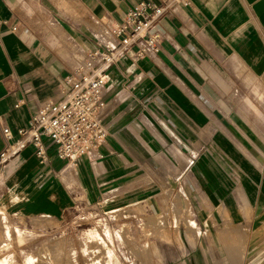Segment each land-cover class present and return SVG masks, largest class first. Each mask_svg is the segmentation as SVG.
I'll use <instances>...</instances> for the list:
<instances>
[{
	"label": "crops",
	"instance_id": "obj_1",
	"mask_svg": "<svg viewBox=\"0 0 264 264\" xmlns=\"http://www.w3.org/2000/svg\"><path fill=\"white\" fill-rule=\"evenodd\" d=\"M141 1L0 0V155L43 105L61 99L89 52L114 43V26ZM190 1L161 23L158 54L132 51L108 71V135L96 154L65 168L49 144L41 166L25 146L0 169L21 215L56 220L78 199L132 196L157 152L174 184L184 183L179 194L200 230L231 221L250 240L264 238V0Z\"/></svg>",
	"mask_w": 264,
	"mask_h": 264
},
{
	"label": "rangeland",
	"instance_id": "obj_2",
	"mask_svg": "<svg viewBox=\"0 0 264 264\" xmlns=\"http://www.w3.org/2000/svg\"><path fill=\"white\" fill-rule=\"evenodd\" d=\"M151 161L144 189L138 180L132 196L89 205L78 199L56 220L21 215L0 181V264H264V238L250 240L231 221L213 219L211 230H200L188 197L179 194L184 183L174 184L157 152Z\"/></svg>",
	"mask_w": 264,
	"mask_h": 264
},
{
	"label": "built area",
	"instance_id": "obj_3",
	"mask_svg": "<svg viewBox=\"0 0 264 264\" xmlns=\"http://www.w3.org/2000/svg\"><path fill=\"white\" fill-rule=\"evenodd\" d=\"M190 3L142 0L130 9L111 31L114 43L100 42L96 50L89 52L64 79L61 99L43 105L28 126L19 131L18 144L1 153L0 169L25 146L35 149L41 166L50 163L49 144L65 168L96 154L108 135L101 122L108 71L132 51L137 58L158 54L164 41L161 23L169 16H179V10ZM3 133L7 142L13 140L8 129Z\"/></svg>",
	"mask_w": 264,
	"mask_h": 264
},
{
	"label": "bare ground",
	"instance_id": "obj_4",
	"mask_svg": "<svg viewBox=\"0 0 264 264\" xmlns=\"http://www.w3.org/2000/svg\"><path fill=\"white\" fill-rule=\"evenodd\" d=\"M153 225H155V224H153ZM162 225V224H161ZM187 226H188V228H191V230L192 229H194V228H192V227H194L195 226V223H192V222H190V221H187ZM159 227H160V225H159ZM163 227V226H162ZM196 228H197V226H196ZM190 230V229H189ZM199 230V229H198ZM196 232H199V231H196ZM227 236V235H226ZM92 237H94V236H92ZM228 238H230L229 236H228ZM227 238V239H228ZM102 239V238H101ZM224 239H226V238H224ZM230 240V239H229ZM93 241V240H92ZM97 241V240H96ZM91 242V241H90ZM229 242V241H228ZM103 243V242H102ZM99 244H101L100 242H99Z\"/></svg>",
	"mask_w": 264,
	"mask_h": 264
}]
</instances>
